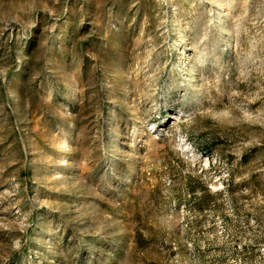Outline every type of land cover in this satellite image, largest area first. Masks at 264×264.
<instances>
[{
    "label": "rangeland",
    "instance_id": "1",
    "mask_svg": "<svg viewBox=\"0 0 264 264\" xmlns=\"http://www.w3.org/2000/svg\"><path fill=\"white\" fill-rule=\"evenodd\" d=\"M0 264H264V0H0Z\"/></svg>",
    "mask_w": 264,
    "mask_h": 264
}]
</instances>
